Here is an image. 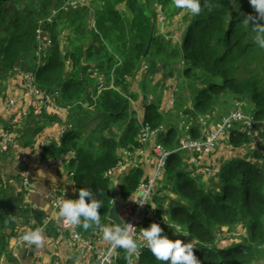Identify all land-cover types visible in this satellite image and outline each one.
<instances>
[{
	"label": "trees",
	"instance_id": "1",
	"mask_svg": "<svg viewBox=\"0 0 264 264\" xmlns=\"http://www.w3.org/2000/svg\"><path fill=\"white\" fill-rule=\"evenodd\" d=\"M11 1L16 0H0V23L1 17L7 13L4 6ZM146 1L151 3L153 0ZM154 1L163 7L164 19H167L166 12L168 9L171 11L169 6L174 4L173 0ZM244 1L249 2L207 0L208 7H204V0H201V13L192 16L187 11L184 14L186 16L182 20L185 27L176 42L169 40L170 46H174L168 51L166 35L160 34L156 25L159 12L155 9L149 15L141 0H122L125 2V12L119 11L116 4L106 9L111 0H100V6L95 10L89 4L77 11L74 18L58 17L54 22L43 19L46 24L42 27L39 26L42 22L37 26L39 19L29 22V17L21 13L12 20L7 38L0 44V67L10 71L23 58L35 60L37 36L41 31L49 33L50 46L43 47L40 52L44 60L42 65L35 63L31 70L23 69L34 73L36 83L42 90L49 93L59 91L62 102L76 105L70 120L71 127L62 135L60 142L42 147L40 155L45 160L65 159L68 154H74L68 166L72 167L75 195L78 198L81 188H91L97 193V198L104 204L98 209L100 226L114 225L107 219L114 193L111 194V181L104 174L117 165L120 149L133 151L139 147L136 140L138 123L131 117L128 101L123 94L128 93V78L135 76L141 62H146L147 69L157 66L159 59H164L168 66L175 61L182 63L181 74L193 92L191 113L214 117L217 109L227 100L231 103L239 100L249 104L248 111L256 120L264 121V49L254 42V33L244 22V17L255 15L242 6ZM234 3L240 6L233 8ZM92 13L96 15L97 32L83 28L89 24ZM173 16L171 14L169 18ZM76 20L75 32L81 34L88 30L92 38V43L84 49L85 61L102 54L105 63L99 65L100 74L105 75L107 83L110 73L113 74L114 88L102 90L91 110V99L86 101L83 92L85 74L90 69L88 64L81 61L83 46L73 45L71 51L64 52L59 35L55 33L59 22L68 21L66 25L72 30ZM40 36L45 37L43 33ZM149 41V51L145 55ZM93 44L98 47V53L93 50ZM115 57L121 61L118 66H115ZM68 59L70 64L67 63ZM139 86L144 91V98L145 94L153 92L147 82L142 81ZM160 102L152 99L148 103L145 98L142 103L143 118L151 124L152 129L167 126L161 134V145L171 151L176 148L178 134L177 130L168 127L169 124L164 125L159 111ZM85 103H89V108L84 106ZM95 118L98 123L85 129V123ZM113 126L118 129V134L113 132ZM262 135L264 137V133ZM199 136V129L192 127L188 137L196 139ZM227 140L237 149L252 145L251 139L238 131L236 135L231 132ZM182 153L170 154L166 164L165 178L170 186H164L163 190L175 196L167 211L169 221L180 225L190 234L189 238H194V254L201 264H261L264 261L261 260L264 257V153L255 151L252 157L230 158L214 176L211 188L199 186L192 174L185 170L180 158ZM142 175L140 168H133L123 177L118 187L119 200L125 201L135 192ZM7 215L4 210L0 213V231L6 227ZM236 229L240 230L237 236L241 238L233 236L228 244L221 245L218 235L225 238L229 231ZM4 250V236L1 234L0 256ZM117 255L116 264H129L130 258L124 249L118 248ZM139 264L161 262L149 249H145L141 252Z\"/></svg>",
	"mask_w": 264,
	"mask_h": 264
},
{
	"label": "crops",
	"instance_id": "2",
	"mask_svg": "<svg viewBox=\"0 0 264 264\" xmlns=\"http://www.w3.org/2000/svg\"><path fill=\"white\" fill-rule=\"evenodd\" d=\"M122 12H125V10ZM157 27L158 31L161 32L160 26L157 25ZM115 61V66L121 63L120 59L117 57H115ZM145 63L146 62H141L135 76L133 78H128L130 81V88L128 93L123 94V96L128 101L131 117L135 118V121L138 123V130L141 131L143 128L148 127L150 130L156 131V134L151 138V142L155 141L161 144V138L163 136H161V134L165 132L167 126L166 128L162 126L152 129L151 124L144 121L142 103L145 98L147 99V95L148 97L152 96L150 94H145L144 98L143 92H138L137 88L138 80L136 78L147 70V65H145ZM109 78L112 82V73H110ZM14 81L17 87H15L13 93L9 95H18V93H20L18 92L19 80L17 78L12 80L11 84H13ZM132 84L134 85L132 86ZM162 86H165V83H162ZM167 88L165 89L167 90ZM133 89L136 92L133 91ZM166 90L163 92L164 94L162 93L158 96L159 98L152 97V99L156 100L158 98L159 101H161V104H159V111L164 118V125L169 124L168 127L173 128L175 131L177 130V145L180 138H187L186 136H188L190 129L194 126L199 129L200 136L198 138H200L204 136L207 128L209 130L218 125V123L217 125H212V123L207 125L205 121L203 122L201 118L199 119L195 112H190L191 115L184 118V112L175 113L171 111L173 105L169 106L170 93H167ZM5 96H8V94L0 95V105ZM150 102L151 101H148V103ZM43 113V109H36L33 107L32 100L19 99L15 109L8 111L1 107L0 127H11L12 136H16L17 141H19L21 152L29 155V174L38 187L46 189L51 186H56L64 190L66 199H77L72 182V167L68 166L69 159L71 158L70 154L72 153L68 154L65 159L44 160L40 155L42 149L41 144L37 140L39 136H46L49 134L55 137L60 131L59 122L53 125L48 123V121L47 123L44 122L47 120V117H52L55 121L65 120L66 118L65 116H52L50 111L47 112V114ZM210 118H212V116H210ZM186 122H190L191 126H187ZM179 124L181 125L178 126ZM60 126H62V124H60ZM39 127H41L40 130L36 132L35 129L38 130ZM31 128H33V131L29 130ZM112 130L115 134H118V129L116 127L113 126ZM151 142H148V144ZM224 144L225 143H223V146L221 144L222 147H220L219 150H215L216 152H214L215 154H213L212 158H200L198 164L191 163L190 153H182L180 158L185 170L192 171L195 177L200 176V180L204 181L205 179L208 181L211 177V175L207 176L208 168L211 166L220 167L224 161L228 160L227 158L230 159L232 157L228 151L224 149ZM250 147L251 146L246 147L247 149L245 151L241 150V152L243 154L251 153ZM141 148V145H139V147L135 148L133 151L120 149L118 151L119 161L117 165L110 168L112 169L110 175L106 174L107 171L105 172L104 176L110 179L111 192L114 193L115 198H118V187L123 177L131 169L140 168L143 172L142 180L150 176L154 166V157L147 145L145 148L147 151L145 153H140ZM238 149L240 150V148ZM21 152L12 149L6 153H0V213L4 210V213L8 214L5 219L6 227L0 231V235L2 234L4 236L5 244V250L0 256V264H51L56 260L59 261V264H95L96 252L107 248L110 243L103 239L102 229L106 226L115 225L107 224L94 226L90 228L89 232H86L83 228L80 229L83 233V239L93 246L92 250L82 243L75 242L68 231L61 229L59 216L53 210L49 201L39 197L36 192L34 194L27 191L21 185V176L24 171L19 158ZM42 160L49 164L45 169H42V163L44 162ZM199 186L209 187L202 184ZM157 188L160 190L163 187L158 184ZM35 228H42L44 230L45 243L43 247H36L35 245L28 246L20 239L24 232ZM177 238L185 242L191 240L189 237L174 235L173 239Z\"/></svg>",
	"mask_w": 264,
	"mask_h": 264
},
{
	"label": "rangeland",
	"instance_id": "3",
	"mask_svg": "<svg viewBox=\"0 0 264 264\" xmlns=\"http://www.w3.org/2000/svg\"><path fill=\"white\" fill-rule=\"evenodd\" d=\"M69 0L63 1V2H59V0H51V3H48V0H16L15 2H9L8 4H6L4 6V12H7L6 14H4L1 19V23H0V44L3 41L4 38H7V31L11 26V22L14 19V17L19 16V14L21 13L22 16H28L29 17V22H35L36 20H38V24L37 26L42 22L41 25H39L40 27L43 26V24L45 25L46 23L43 22V19H45L47 22H54V20L58 17H60V19L62 18H74L72 15H68L67 13L69 12L68 10L64 9H58L59 7H66L67 2ZM85 2H87L88 4H90L92 6V8L95 10L97 9L100 4L99 1L100 0H83ZM142 3L145 5L146 8V12L151 15L152 12L151 11H155V9L159 12L158 13V19H157V25L160 26V30L161 34H165V40L166 41V51L170 50L172 48V46H170L169 40L171 41H177L180 38L181 32L183 30V28L185 27V23L182 20L183 16H186L184 14L187 13L188 10L186 9H179L175 7L174 4L172 5H167L169 6V8L171 9V11L166 12L167 15V19H164L165 15L163 14L162 10L163 7L155 2L154 0L151 3H148V1L146 0H141ZM116 4V8L119 11H124L125 10V6L124 3L122 2V0H111L110 4L106 5V9H109L111 5ZM165 8H168V7ZM235 6H240V5H236V3H234L233 8H235ZM242 6H244L245 9H247L248 11H254V9L252 8V6L249 4V2L244 1V3L242 4ZM65 12V13H62ZM176 11V12H175ZM175 12V13H174ZM50 14V15H49ZM174 14L175 16L169 18V15ZM256 15V13H255ZM66 23H68V21H62L59 22L56 27L57 30H55V33L59 35V40L60 42L66 40V47L65 44H63L62 49L64 52H68L72 50V46L76 45L78 46L79 44H82L83 48L81 50V61L84 64H88L90 69L89 71L86 72L85 77H86V84L84 87V91L83 92H87L88 97L89 94H92V92H94V89L98 86V82L96 80V76L97 73H100V66L99 65H104L105 63V59H103V55L102 54H98L96 57L92 58V59H88L87 61H85V53H84V49L88 47V45H90L92 43V38L89 36L88 33V25H84L83 28H87L88 30L85 31V33H81V34H77L74 30V27H76L77 20L75 22V25L73 24V29L70 30L69 27L66 25ZM55 27V25H54ZM82 28V27H81ZM83 28H82V32H83ZM43 33L45 42H51V39L48 38L49 33L46 31H41L39 33V35H41ZM171 34V35H169ZM69 39V40H68ZM93 50L96 51L97 53L99 52L98 47L93 44ZM44 55H45V51H44ZM36 63V60L32 59V58H23L21 59L14 68H29L30 70L32 69L33 65ZM25 66H22V65ZM171 66V67H169ZM169 66L167 65V63L165 62L164 59H159L157 66H155L152 69H147L145 72L143 73H139L140 75L138 76V78H136L138 80V92H143L144 91L140 88V83L143 81L144 83H148V87L153 88V92L151 93V96L153 98L158 97L159 95H161L167 88V87H173L174 88V92H173V106L171 108V111L178 113V112H184L183 113V117L186 118L188 115H191V110L193 109V92H191L190 88L187 86L188 85V81L185 80L184 76L181 74V68H182V63L181 62H172L171 64H169ZM168 69H167V68ZM172 69L173 73H172ZM169 71V72H168ZM171 73V74H170ZM16 76L15 73H13V71H4L2 70V68L0 67V95L3 94L5 95L13 93L15 87H17L15 81L13 84H11V81L14 79V77ZM155 76V77H154ZM157 76V77H156ZM162 83H165V86H162ZM134 84H132L133 86ZM12 91V92H11ZM133 91H135L133 89ZM171 91V90H170ZM168 91V89L166 90V92H170ZM136 92V91H135ZM139 94V93H138ZM149 94V93H147ZM164 94V93H163ZM159 98V97H158ZM157 98V99H158ZM165 99V97H164ZM159 100V99H158ZM161 104V102H160ZM233 106V107H232ZM241 107L243 109L244 113H250L248 111V106L249 104L247 102H243V101H239V100H234L231 102H229L227 100V103L222 104L221 108H218L214 117L210 118V116H203V115H198L199 119L201 118L202 121L206 122L207 125L209 123H212V125H217V123L219 124L222 118L227 117L231 112L235 111L236 109H238V107ZM57 107H59V116H65V120H54V122H48V123H60L63 126H68V128H70V120L71 118L74 116V105L72 103H64L61 100L58 99L57 101ZM251 114V113H250ZM52 116H58L57 113H52ZM203 116V117H202ZM254 116V115H253ZM98 119L95 118V120H91V122L89 123H85L86 127L85 129H88V127L91 125L90 128L94 127V125L97 124ZM181 124H179L178 126H180ZM187 126H191L190 122H186ZM185 126V125H184ZM258 128V138H260L262 136V139L264 140L263 137V133H264V126L263 125H259L257 126ZM35 128V127H34ZM184 129V127H183ZM208 129V128H207ZM33 131V128L29 129ZM36 130V129H35ZM116 131V130H115ZM232 132V131H231ZM230 132V133H231ZM188 138V136H186ZM182 139H186V138H180L178 141V144L180 145V140ZM257 141V140H256ZM224 144V149H226L228 151V153L230 154V156H232L231 158H241L242 156H246V154L250 157H252V153L255 151H260L261 153H264V151L257 146V144L255 145L254 143H252L250 149H251V153H241V152H237L236 147L230 145V143L228 142V140L225 142H221L222 146ZM220 144V146L217 148L218 150L220 149V147H222ZM245 148V149H244ZM246 147H240V150H246ZM216 152V151H215ZM215 154V153H214ZM251 154V155H250ZM229 160V158H227ZM260 163V161H258ZM226 163V161H224L222 163V165H224ZM196 178V177H195ZM200 181V176L197 177ZM214 177L209 178V180L207 182H204L205 185L209 186L211 188V186L213 187V183H211L213 181ZM203 182V181H202ZM161 186H163L162 189L157 190L156 193V198L153 200V204L155 206H159V207H163L164 209H169V207L171 206V204L173 203V197H168L169 194L164 191V186L165 187H169L170 183L167 182L165 175H163V180L160 183ZM114 197V195H113ZM166 212H163V215L166 218ZM174 229H171V232L173 233ZM237 232L239 233L240 230H234L233 232L229 231L225 238L224 237H220V235H218V238L221 239L219 242L222 243L221 245H225L226 243L228 244L231 239H233V236H235L234 238H241V236H237ZM223 235V234H222ZM244 235V234H243ZM238 240V239H236ZM219 243V245H220ZM264 257L261 259L263 260ZM264 264V261L262 262ZM261 263V264H262ZM258 264V263H256Z\"/></svg>",
	"mask_w": 264,
	"mask_h": 264
},
{
	"label": "clouds",
	"instance_id": "4",
	"mask_svg": "<svg viewBox=\"0 0 264 264\" xmlns=\"http://www.w3.org/2000/svg\"><path fill=\"white\" fill-rule=\"evenodd\" d=\"M59 1H66V0H59ZM67 3H69V4H67L66 7L62 6V7H60V9L65 8L66 10L69 11L68 12L69 15H72L73 17L77 13V11H79L80 9H82L84 7L89 6V4L83 0H79L78 6H76V7H74L71 4L72 0H69ZM173 3L175 5V7L178 9L188 10V12L192 16H197L202 11L201 0H173ZM249 4L254 9L256 15L253 16V15L249 14L248 16L244 17V22L250 27L251 31L254 33V42L261 49H264V0H249ZM204 7H208L207 0H204ZM63 13H65V12H63ZM92 14H93L92 16L89 15L88 28L97 32L95 15H94V13H92ZM250 23H251V26H250ZM102 40H103V38H102ZM62 43L65 44L66 40L62 41ZM63 44H62V46H63ZM66 45L67 44H65V46ZM48 46H50V43ZM35 60H36V65H42V62L44 61V60H42L41 55H39V57L36 55ZM67 63L70 64L69 59L67 60ZM14 67L11 69V72L13 71V73L16 74V76L14 77L13 80H15L16 78L19 80L20 84L18 85V92H21L22 91V83L18 77V72L23 71L25 73H31V74H34V73L30 70L29 71L24 70L22 67L21 68H17V67L14 68ZM15 69H17V71H15ZM87 71H89V69ZM111 71H113V69ZM96 80L98 82V86L94 89V92H92V94H89V97H88L87 92H85L86 101H88V99L90 98L91 99V105H90V108H89V103H85L84 106L88 107L90 110L95 107L96 98L100 95L102 90H105L108 88H113L111 81H109L108 83L106 82V77L104 74L97 73ZM35 84L37 85L36 80H35ZM167 89H168V91L171 90L168 93H172V96H173L174 88L168 87ZM45 93L50 95L53 98L54 105L56 107L55 110L50 111L51 115H52V113H57V115L59 116L60 113L58 112L59 107H57V101H58V99L62 101L60 92L55 91L53 93H49V92H45ZM20 94L21 93H18V95H14V94L9 95L8 94V96H5L4 100L1 102L2 104L0 105V110H1V107L5 110H8V111L11 109H15L17 107L18 100L23 99V98H20ZM9 98H16L17 102H16L15 107H13L11 109H6V108H4V105ZM151 99H152V97L149 96V97H147L146 101L147 102L151 101ZM72 104L74 106L76 105V103H72ZM79 104H82V103L79 102ZM33 107H34V105H33ZM34 108H36V107H34ZM36 109H39V108H36ZM47 112H49V111H47ZM47 112L44 110L43 114H47ZM47 119H48V122L53 120L52 117L51 118L47 117ZM51 122H54V120ZM53 124H57V123L55 122ZM69 124H70L69 126L71 127V123H69ZM59 128H60L59 133L62 130L65 133L67 131V129H69L68 126H63V125L60 126V124H59ZM0 129H9L10 132L12 133V129L9 126L0 127ZM151 131H154V130H151ZM154 132L156 134V131H154ZM140 134H141V131L138 130L136 140H137L138 144L141 145V147H142L140 149V153H142V152L145 153L147 151V149H145V148H146V145L148 146V142L147 143H141L139 141ZM46 136H48V135H46ZM49 136H53V135L49 134ZM15 138H16V136H15ZM42 138H43V136H39L37 138V140L41 144V148L50 144V143L60 142V140H61L60 139L59 141L56 140V141H51L49 143L42 144L41 143ZM186 139H191V138H186ZM227 139H228V137L223 139L222 142H224V140L227 141ZM178 147H179V144L176 146V148L174 150H171V154L173 152H178V151L186 153V151L177 150ZM10 150H12V149H10ZM14 151H20L21 152L20 148H18L17 150H14ZM70 155H71L70 159L74 158L73 153ZM19 158H20V164L24 170L22 173V176H21L20 183L27 191L35 194V191L30 190L27 186H25L23 184V180L25 178H27L29 182L33 183L37 188H40L37 186L36 182L31 178V176L29 174V166H30L29 155L24 153V152H21ZM42 161H44V160H42ZM44 162H46V161H44ZM212 167L213 166H211L209 168H212ZM220 167H218L219 169L216 173H207V176L211 175V177H214L219 172ZM42 169H44V168H42ZM152 170H153V168H152ZM187 172L192 174V171H190V170ZM163 175H165V173ZM192 176H193V174H192ZM197 177H199V176H197ZM197 177L195 178V176H193V178L198 181L199 185H201L202 183L205 184L204 182H207L205 179H204V181L203 180L199 181V179ZM147 178L143 179L142 181H146ZM160 180L162 182L163 176H161ZM160 180H159L158 184L161 183ZM142 181H140L139 184ZM139 184L137 185L135 192L133 194L129 195L125 201H121L118 198L113 197L111 202H110V207L112 206V204L116 200H118L120 205H122L123 203L127 202L131 196L138 195ZM158 184H157V186H158ZM157 186L154 189L153 196L149 200V207L154 210L156 217L163 221L164 228H162L159 223L153 222L150 224L149 227L141 229L139 236L142 238V240H138L137 238L129 235V231H128V227H127L129 224L125 223L123 220V217H119V215H118V217H119L118 219L120 221L119 224L118 223L114 224L112 222L115 226H106L102 229L103 239L105 241L110 242L111 245L115 248L124 249L129 258L133 257L134 255H136L138 253V251L140 249V245H141V243H143L150 250V252L155 256V258L161 262V264H201V261L194 254V248H195L194 238H191V240H188L187 242H185L179 238L173 239L174 235L175 236H181L182 235L184 237H189L190 234L187 231H185L180 225L174 224V222H170L168 219V213L167 212H166L167 220L165 219L163 212L168 211L167 209H164L163 207L155 206L153 204V200L156 198L155 193H157V190H158ZM112 193L113 192H111V194ZM168 197H173L172 198L173 201L175 199V196L173 195L172 192ZM103 205H104L103 202L99 198H97V193H94L91 188H81V189H79L77 199H65L64 200V202L59 207V213L58 214L60 217L64 218L70 225L80 226L85 231H87L94 226L100 225L101 215L99 214L98 209H100ZM120 205H119V207H120ZM118 210H119V208H118ZM164 229L167 230L171 234L170 238L168 235H166L164 233ZM171 229H174L173 233L171 232ZM20 239L24 243H26L28 246L35 245L36 247H43L44 243H45L44 230L42 228L30 229V230L24 232L21 235ZM129 264H132L131 259H129Z\"/></svg>",
	"mask_w": 264,
	"mask_h": 264
},
{
	"label": "built area",
	"instance_id": "5",
	"mask_svg": "<svg viewBox=\"0 0 264 264\" xmlns=\"http://www.w3.org/2000/svg\"><path fill=\"white\" fill-rule=\"evenodd\" d=\"M78 3L79 0H72L71 4L76 7L78 6ZM48 45L49 42H45V39L38 35L36 55L39 57L42 48L47 47ZM15 71H17V69H15ZM18 77L22 83L20 98L32 100L34 107L44 109L46 112L56 109L53 98L35 84L34 74L21 71L18 72ZM16 102V98H9L4 105V108L11 109L15 107ZM172 105L173 99L172 93H170L169 106ZM259 125L264 126V121L256 120L250 113H244L239 106L238 109L231 112L227 117L222 118L217 126L209 130L206 129L203 137L180 140V145L177 150L190 153L191 163L198 164L200 158H212L215 150L220 146L223 139L228 137L231 131L233 132V135L236 134V131L244 133L251 139V143H254L255 145L257 144V146L262 149L264 141L261 137L258 138L257 126ZM63 133L64 131L62 130L56 137L49 135L43 136L41 143L44 144L51 141H59ZM153 135H155V132L151 131L150 128L145 127L141 130L139 141L141 143L151 142ZM18 148H20V144L17 139L12 136L10 130L0 129V153H6L10 149L17 150ZM148 149L152 151L154 157L153 170L146 181H142L139 184L138 195L131 196L127 202L120 205L118 210L119 217H123L124 222L129 224L127 226L129 235L138 240H142L139 236L141 229L149 227L153 222L159 223L161 227L164 228L163 221L157 218L154 210L149 207V200L153 196L154 189L161 176H163L166 171V164L171 151L165 149L161 144L155 141L148 144ZM262 150L264 151V149ZM47 167L48 164L43 162L42 168L45 169ZM218 169V166H213L208 169V173H216ZM111 172L112 169L106 174L110 175ZM23 184L30 190L35 191L39 197L47 199L53 210L57 214L59 213V207L66 199V194L63 189L56 186H51L46 189L37 188L33 183L29 182L27 178L23 180ZM59 219L61 229L68 231L75 242L82 243L91 250L93 249V246L83 239V233L80 230V226H72L60 216ZM164 233L170 238L171 234L167 230L164 229ZM117 249L118 248L113 247L111 243H109L107 248L96 252L95 264H116V258L118 256ZM145 249L148 248L141 243L138 253L130 258L132 264H139L141 252ZM51 264H59V261L56 260Z\"/></svg>",
	"mask_w": 264,
	"mask_h": 264
},
{
	"label": "water",
	"instance_id": "6",
	"mask_svg": "<svg viewBox=\"0 0 264 264\" xmlns=\"http://www.w3.org/2000/svg\"><path fill=\"white\" fill-rule=\"evenodd\" d=\"M150 41L148 42L147 46H146V49H145V55L148 53L149 51V47H150ZM148 97V96H147ZM119 201L116 200L114 201V203L112 204V206L109 208L108 210V215H107V218L109 221L113 222L114 224L115 223H120L119 221V217H118V208H119Z\"/></svg>",
	"mask_w": 264,
	"mask_h": 264
}]
</instances>
